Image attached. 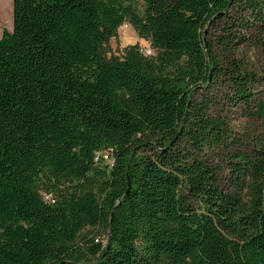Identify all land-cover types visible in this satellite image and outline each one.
I'll return each instance as SVG.
<instances>
[{
	"label": "trees",
	"instance_id": "obj_1",
	"mask_svg": "<svg viewBox=\"0 0 264 264\" xmlns=\"http://www.w3.org/2000/svg\"><path fill=\"white\" fill-rule=\"evenodd\" d=\"M12 1L0 264H264V150L228 152L229 191L202 160L231 133L213 90L264 122V0ZM124 23L152 55L106 57Z\"/></svg>",
	"mask_w": 264,
	"mask_h": 264
},
{
	"label": "rangeland",
	"instance_id": "obj_2",
	"mask_svg": "<svg viewBox=\"0 0 264 264\" xmlns=\"http://www.w3.org/2000/svg\"><path fill=\"white\" fill-rule=\"evenodd\" d=\"M138 7L142 11L144 3L142 0H137ZM12 0H0V39L4 30H12ZM7 15H10L9 18ZM9 19V22H8ZM138 44L140 47L149 46V43L137 36L136 31L128 23H124L117 31V35L111 38L106 46V57L122 58L124 48L130 45ZM258 52L250 53V61L255 68L261 69L264 76V59ZM209 96V95H208ZM215 103L210 107V113L217 117H222L228 128L231 130L229 138L226 139L223 148L215 150H207L202 155V160L210 167L214 168L220 186L223 190L229 191L228 174L226 169V159L228 152L244 151L248 154H253L254 150H264V122L253 120L245 117L240 111L230 107L222 98L220 90H213L210 93ZM199 99V98H197ZM99 165H109L112 161V154L99 155ZM46 183H44V186ZM89 238L94 239V243L101 242L103 245L107 241V234L101 231L90 230Z\"/></svg>",
	"mask_w": 264,
	"mask_h": 264
},
{
	"label": "built area",
	"instance_id": "obj_3",
	"mask_svg": "<svg viewBox=\"0 0 264 264\" xmlns=\"http://www.w3.org/2000/svg\"><path fill=\"white\" fill-rule=\"evenodd\" d=\"M141 52L145 55V56H150L153 54V50L150 47H143L141 48ZM109 153V152H108ZM105 155L107 154V152H101V153H97L95 156V162H99L100 156L99 155ZM113 164V160L111 161V163L109 164V166H111Z\"/></svg>",
	"mask_w": 264,
	"mask_h": 264
},
{
	"label": "crops",
	"instance_id": "obj_4",
	"mask_svg": "<svg viewBox=\"0 0 264 264\" xmlns=\"http://www.w3.org/2000/svg\"><path fill=\"white\" fill-rule=\"evenodd\" d=\"M8 16V18H9V16L10 15H7ZM12 16H13V12H12ZM8 22H9V19H8ZM9 32H11L12 30H9V29H7Z\"/></svg>",
	"mask_w": 264,
	"mask_h": 264
},
{
	"label": "water",
	"instance_id": "obj_5",
	"mask_svg": "<svg viewBox=\"0 0 264 264\" xmlns=\"http://www.w3.org/2000/svg\"><path fill=\"white\" fill-rule=\"evenodd\" d=\"M129 187H130V184L128 183V188H127V191L129 190ZM127 191H126V193H127Z\"/></svg>",
	"mask_w": 264,
	"mask_h": 264
}]
</instances>
